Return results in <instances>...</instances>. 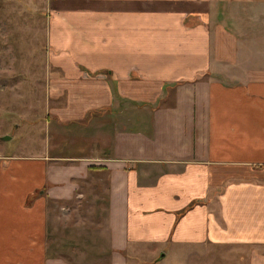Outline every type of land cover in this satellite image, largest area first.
Masks as SVG:
<instances>
[{"label":"crops","instance_id":"0c3cea01","mask_svg":"<svg viewBox=\"0 0 264 264\" xmlns=\"http://www.w3.org/2000/svg\"><path fill=\"white\" fill-rule=\"evenodd\" d=\"M45 1L50 125L77 144L0 166V264H264V13ZM102 176L94 227L64 224Z\"/></svg>","mask_w":264,"mask_h":264},{"label":"rangeland","instance_id":"374dc122","mask_svg":"<svg viewBox=\"0 0 264 264\" xmlns=\"http://www.w3.org/2000/svg\"><path fill=\"white\" fill-rule=\"evenodd\" d=\"M45 3L0 0V166L4 161H12V168L22 157L47 153L48 149L61 154L77 144L76 139L69 142L57 127L50 125L55 117L49 114V96L56 82L48 62L51 49L47 43ZM216 6L219 20L254 21L264 16V0H218ZM104 178L83 183L85 195L79 206L75 201L69 204L73 216L65 219L64 224L71 226L78 220L81 227H94V192L100 190ZM218 252L221 249H216ZM71 258L76 262V257ZM218 260V264H223L221 257Z\"/></svg>","mask_w":264,"mask_h":264},{"label":"water","instance_id":"95a60500","mask_svg":"<svg viewBox=\"0 0 264 264\" xmlns=\"http://www.w3.org/2000/svg\"><path fill=\"white\" fill-rule=\"evenodd\" d=\"M163 256H164V253H161L160 258H162Z\"/></svg>","mask_w":264,"mask_h":264}]
</instances>
